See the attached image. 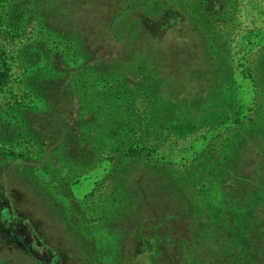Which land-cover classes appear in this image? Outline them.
<instances>
[{"label": "rangeland", "instance_id": "rangeland-1", "mask_svg": "<svg viewBox=\"0 0 264 264\" xmlns=\"http://www.w3.org/2000/svg\"><path fill=\"white\" fill-rule=\"evenodd\" d=\"M72 5L66 51L92 58L69 88L82 150L16 161L0 131V264H264V0ZM44 7L0 0V24L53 39ZM17 43L0 28L2 116L22 98Z\"/></svg>", "mask_w": 264, "mask_h": 264}, {"label": "trees", "instance_id": "trees-1", "mask_svg": "<svg viewBox=\"0 0 264 264\" xmlns=\"http://www.w3.org/2000/svg\"><path fill=\"white\" fill-rule=\"evenodd\" d=\"M70 2L69 0H52L50 3H46L45 0L47 9L44 7L46 11L40 12L39 17L44 19L45 24L49 25L48 30L57 27L54 29L56 33L53 39L49 37L36 38L35 35L27 33L21 26L22 21L17 18L19 17L18 13H13L16 18H13L9 24L4 26L0 24V28L2 27V30L7 33L11 40H17L19 55L25 60L22 65L24 73L19 81L22 98L5 108L3 116L0 115L2 116L0 117V131H4V128L14 130L11 137H6L10 140V149L6 153L16 161L19 160L16 156L29 157V154H32L30 150H33L34 153L38 151L43 156L52 152L59 159H67L75 150L80 152L82 150L76 148L81 143L80 137L85 135L84 132L80 131L83 129V123L78 112L74 116L72 114V95L69 88L71 85L82 83L80 74L84 73L92 58L87 51L82 52L76 47L69 52L66 51L67 38L63 23L65 18L71 15H66V12L75 14L72 9H76L72 5L73 0ZM90 3L91 0H88V4ZM48 8L53 9L56 15L55 19L49 15L51 13H49ZM39 28L43 30L40 26ZM40 29H37V34H40ZM154 51L155 45L153 44L152 52ZM67 59L69 60L68 64L65 62ZM56 60L61 64L60 69L53 64ZM68 67L69 70L66 72L65 68ZM26 72L29 76L25 75ZM172 103H175L176 106L171 105L165 118H167V114L172 119L175 117L174 115L180 113V107L183 103H176L175 101ZM209 110L206 109L201 113ZM36 117L42 124L41 130L33 129V125L29 121V118ZM70 120L73 121V124L67 125V121ZM88 126L93 129L92 125ZM117 135L121 136L120 133ZM68 138L73 139V141H69ZM248 209L249 207L246 208V211Z\"/></svg>", "mask_w": 264, "mask_h": 264}, {"label": "flooded vegetation", "instance_id": "flooded-vegetation-1", "mask_svg": "<svg viewBox=\"0 0 264 264\" xmlns=\"http://www.w3.org/2000/svg\"><path fill=\"white\" fill-rule=\"evenodd\" d=\"M19 236L21 237L22 242H23V244L25 246V248H24L25 252L24 253H27V254L30 253L29 255L38 261V259H39L38 255L37 254H32L30 252L29 248L27 247V245H25V243H27V240L24 239V236H23V234L21 232L19 233Z\"/></svg>", "mask_w": 264, "mask_h": 264}]
</instances>
